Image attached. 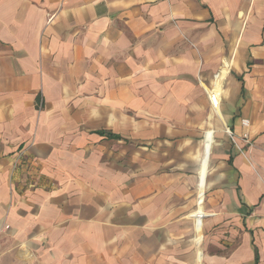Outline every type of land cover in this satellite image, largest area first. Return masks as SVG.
Returning <instances> with one entry per match:
<instances>
[{"label":"crops","instance_id":"0c3cea01","mask_svg":"<svg viewBox=\"0 0 264 264\" xmlns=\"http://www.w3.org/2000/svg\"><path fill=\"white\" fill-rule=\"evenodd\" d=\"M18 263L264 264V0H0V264Z\"/></svg>","mask_w":264,"mask_h":264},{"label":"rangeland","instance_id":"374dc122","mask_svg":"<svg viewBox=\"0 0 264 264\" xmlns=\"http://www.w3.org/2000/svg\"><path fill=\"white\" fill-rule=\"evenodd\" d=\"M204 88H205V86H203ZM207 87V86H206ZM225 87H226V81L224 80V82H223V84L221 85V88H220V100H222V93H223V89H225ZM203 88V90H204V94H205V96H206V99H207V103H208V107H207V110H208V112H207V114H206V116L209 114V113H212V107H211V105H210V102H209V100H208V97H207V93H206V91H207V88L206 89H204ZM220 105H221V102H220ZM220 109H221V106H220ZM135 117H136V119H139V118H141V117H138V116H136L135 115ZM139 122V121H138ZM204 125H203V127L201 128V138L200 139H202L203 138V134H204V131L205 130H207L208 129V126L205 124V123H203ZM222 124V123H221ZM222 126V129L226 132V134L228 135L229 134V132L226 130V127L225 126H227V125H225V124H222L221 125ZM228 127V126H227ZM229 128V130L231 131V133H233V131L230 129V127H228ZM136 137H132V141H133V143H134V145L133 146H131L130 144H128V142H125L124 143V146H126L127 147V150H132L134 153L135 152H137V153H139V156H140V150L142 149V140H141V136H142V134H141V130L139 131V132H137V133H135L134 134ZM230 135V134H229ZM231 136H233V134H231ZM137 138V139H136ZM232 140V139H231ZM121 144H123V143H121ZM237 147V149H238V146H236ZM120 148V147H119ZM240 148H242V149H244V147H240ZM124 152L123 151V149H121L120 148V150H119V152ZM238 152H239V150H238ZM240 153V152H239ZM127 154H129L128 152H127ZM126 157H129V155H126ZM123 160H125V157L123 158ZM123 160H121V161H123ZM119 163H121V162H119ZM122 165L123 166H119V171H122V172H124V167H126L127 166V164L126 163H122ZM136 167H140V164H134L133 165V168H136ZM197 192H198V190H197V187L195 186V195H194V197H195V201H196V198H197ZM192 218V217H191ZM202 219V218H201ZM192 220H193V218H192ZM19 264V263H18Z\"/></svg>","mask_w":264,"mask_h":264},{"label":"built area","instance_id":"2783aa9c","mask_svg":"<svg viewBox=\"0 0 264 264\" xmlns=\"http://www.w3.org/2000/svg\"><path fill=\"white\" fill-rule=\"evenodd\" d=\"M221 73H222V70H220V71H218L216 74H215V76L216 77H218L219 79H218V82H219V80L221 79ZM221 85H222V82L221 83H219V88L221 87ZM206 93H207V97H208V100H209V102H210V105H211V107L212 108H220V96H219V93L217 94L216 92H215V90L212 88V89H208L207 91H206ZM218 95V96H217ZM216 97L218 98V100L216 99ZM226 127V130L229 132V134H232L231 133V131L229 130V128L227 127V126H225ZM242 140L249 146L251 143H250V139H249V135L247 134V133H244V134H242ZM238 150H239V152L240 153H243L245 150L244 149H242V148H240L239 146H238ZM203 193V192H202ZM203 199V198H202ZM200 218H202V217H200ZM199 218V219H200Z\"/></svg>","mask_w":264,"mask_h":264}]
</instances>
